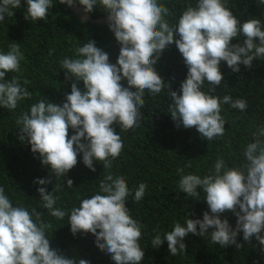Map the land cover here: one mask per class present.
<instances>
[{
    "label": "clouds",
    "instance_id": "obj_1",
    "mask_svg": "<svg viewBox=\"0 0 264 264\" xmlns=\"http://www.w3.org/2000/svg\"><path fill=\"white\" fill-rule=\"evenodd\" d=\"M264 5V0H254ZM58 3L82 6L85 13L99 8L107 13L109 30L120 45L115 63L94 40L79 44L71 56L59 60L67 80H73L62 104L42 97L28 105L15 119L19 139L39 154L41 163L55 176L36 178L40 199L29 207L14 202L0 185V264H92L89 259L69 258L50 245L51 222L46 214L70 225L73 235L91 233L115 264H142L145 248L141 245L144 225L134 218L126 201L141 202L148 186L140 182L129 188L124 174L110 171L124 146L122 131L139 127L145 96L168 97L166 111L185 129L195 127L201 138L211 142L223 137L227 120L224 106L247 114L248 101L224 92L222 63L233 73L241 66L251 68L254 60H264V20L242 19L233 11L232 0H183L178 12H172L169 0H58ZM54 0H23L25 18L46 20ZM22 0H0V24L21 8ZM239 39L240 42L233 43ZM175 44L187 67L179 91L171 88L157 71L163 52ZM24 53L20 43L0 48V108L15 110L33 93L27 80H21ZM9 74H13L9 78ZM126 81V84L124 83ZM83 83V88L78 86ZM223 87L217 94V87ZM119 131H117V127ZM69 129L72 134L69 136ZM239 155L226 161L217 157L204 174L178 168V189L187 197L204 200L208 210L202 218L176 221L171 230L155 231L151 245L159 248L165 241L173 256L186 252L188 234L208 237L226 248L243 240L258 242L264 252V120L254 122ZM91 171L94 162L104 172L97 187L71 209L59 204L58 193L65 190L63 179L77 165V157ZM192 159H189L191 161ZM190 163L186 167H190ZM67 188L73 181L67 180ZM15 205V206H14ZM42 209V210H38ZM236 217L235 227L224 213ZM211 229V231H209Z\"/></svg>",
    "mask_w": 264,
    "mask_h": 264
},
{
    "label": "trees",
    "instance_id": "obj_2",
    "mask_svg": "<svg viewBox=\"0 0 264 264\" xmlns=\"http://www.w3.org/2000/svg\"><path fill=\"white\" fill-rule=\"evenodd\" d=\"M54 2L46 20L33 22L25 18L26 9L22 0L21 8L15 10L13 16H6L5 22L0 24V48L7 50L10 43H20L24 60L21 72L15 75L22 81H29L27 87L33 93L30 100L18 106L15 114L0 108V185L5 187L14 202L29 207L37 206L40 199L37 192L40 185L34 180L50 179L51 182L44 187L51 192L56 178L42 165L39 154H33L30 145L20 141L16 116L42 97L57 104L64 102L73 80L66 79L59 60L66 55L71 56L77 45L94 40L97 47L109 54L110 63L116 62L120 48L108 23L84 21L70 6L58 3V0ZM168 6L172 12H178L183 0H169ZM230 6L242 19L260 17L264 20V5L258 6L254 0H232ZM88 14L94 19L107 17V13L99 8ZM238 42L239 39L233 40V43ZM156 68L165 82L171 84V88L165 91H179L187 67L175 44L164 50ZM221 71L226 85L224 92L233 97H244L249 104L247 114L224 106L222 114L227 122L223 137L208 142L201 138L195 127H178L166 111L168 97L163 92L155 97L146 95L139 127L121 133L125 141L123 151L113 161L110 171L124 174L129 188L134 189L140 182L148 186L141 202H134L131 197L126 201L133 217L144 225L141 245L145 248V258L142 264H264V252L258 242L255 238L251 242L244 241L242 233L237 237L242 244L240 248L235 245L223 248L219 244L214 245L208 237L188 234L185 237L187 250L178 256L170 254L167 241L159 248L152 247L150 243L155 231L162 234L171 230L174 222H183L187 212L189 218L196 219L202 218L203 212L208 210L206 201L189 198L179 191L177 169L204 174L217 157L222 156L226 161L237 158L241 145L249 138L251 125L264 120V60H254L251 68L242 65L237 73L222 63ZM78 86L83 88V83L78 82ZM222 87L223 83L217 87V94H223L219 93ZM71 134L69 129V136ZM77 161V165L63 179L65 190L58 193V204L64 209H71L85 195H90L104 172L100 162H94L96 171H91L82 163L80 156ZM189 163L191 166L186 167ZM68 179L73 181V188H67ZM223 216H227L235 227L236 217L231 212ZM44 219L51 222L49 235L53 233L49 237L50 245L61 254L69 258H86L92 264H115L110 254L98 247L91 233L73 235L66 223L67 217L64 221H57L45 210Z\"/></svg>",
    "mask_w": 264,
    "mask_h": 264
},
{
    "label": "water",
    "instance_id": "obj_3",
    "mask_svg": "<svg viewBox=\"0 0 264 264\" xmlns=\"http://www.w3.org/2000/svg\"><path fill=\"white\" fill-rule=\"evenodd\" d=\"M70 7L84 21H88V22H91V23H98V24L109 23L107 17L94 19L88 13H85L82 10V8L77 6L76 4H73Z\"/></svg>",
    "mask_w": 264,
    "mask_h": 264
}]
</instances>
